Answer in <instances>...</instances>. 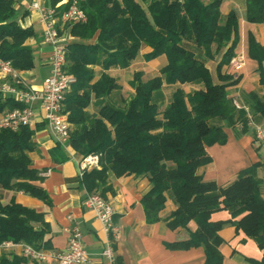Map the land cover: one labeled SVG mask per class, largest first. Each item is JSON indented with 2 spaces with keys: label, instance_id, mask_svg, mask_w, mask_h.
Returning <instances> with one entry per match:
<instances>
[{
  "label": "trees",
  "instance_id": "1",
  "mask_svg": "<svg viewBox=\"0 0 264 264\" xmlns=\"http://www.w3.org/2000/svg\"><path fill=\"white\" fill-rule=\"evenodd\" d=\"M61 1L46 0L60 18L71 0L58 5ZM222 1L77 0L85 21L63 24V31L73 39L66 46L65 69L75 77L63 101L71 125L67 144L81 157L98 155V167L77 176L87 193L98 192L106 198L109 172L145 176L150 188L140 203L149 223L160 220L159 212L170 193L176 207L165 218L166 225L187 233L172 247L202 246L205 264H223L219 250L223 240L218 233L223 221H213L210 215L224 209L231 218L239 216L229 222L263 250L264 264V198L256 177L259 164L241 170L224 187L197 174V168L210 161L206 147L226 140L222 121L231 126L239 123L242 130L248 127L245 111L235 108L228 96V86L239 77L223 68L236 56L238 27L235 10L221 14ZM244 1L246 20L264 22V0ZM16 3L0 0V58L9 60L18 71H29L34 67V52L27 41L36 33L31 25H23L27 10L20 12ZM142 46L149 48L144 59L164 55L166 62L146 81L141 72H134L130 82L133 95L123 107L117 106L107 98L120 86L107 70L128 67ZM219 53L214 82L206 62ZM248 56L257 62L263 91L260 97L251 96L250 109L264 119V45L252 35L248 37ZM94 66L101 68L97 78ZM163 84L179 86L161 109L154 97ZM183 84L197 88L186 91L180 86ZM91 103L96 112H88ZM20 107L21 103L0 93V114ZM33 134L29 125L0 130V189L22 191L49 205L47 192L37 184L43 180V171L31 166L29 153L36 148ZM53 158L65 159L57 151ZM189 221L195 222L194 230L187 228ZM49 233L44 212L13 199L3 202L0 195V243L21 241L37 249H51ZM26 261L16 253L0 252V264ZM114 264H118L117 257Z\"/></svg>",
  "mask_w": 264,
  "mask_h": 264
},
{
  "label": "crops",
  "instance_id": "2",
  "mask_svg": "<svg viewBox=\"0 0 264 264\" xmlns=\"http://www.w3.org/2000/svg\"><path fill=\"white\" fill-rule=\"evenodd\" d=\"M37 1L46 4V0ZM65 1L62 0L58 5ZM27 3L28 0H17L15 8L20 12L27 10V16L22 23L33 27L36 22L39 23L38 13L30 5L28 7ZM231 10L236 11L238 27V41L234 54L241 56L243 63L238 68L229 69V66L223 68L234 77H239L237 83L228 86V96L250 108L251 96L260 97L263 91L258 82L257 62L248 56V37L252 35L260 45H264V22L250 23L246 20L244 0H223L220 6L221 14L225 16ZM58 19V27L61 29L62 19L60 16ZM41 33L42 30L27 41L34 51V65H36L37 74L32 73V69L21 71L22 76L35 87L40 86L49 72L50 46L42 42ZM72 40L68 37V43ZM148 50L147 46H142L135 60L126 68L107 70L111 76L116 78L120 86L108 96L109 102L123 107L130 100L133 95L130 82L134 72H141L143 81L158 74L166 58L161 55L146 60L143 54ZM221 53L206 62V67L214 82H217L216 66ZM93 68L95 72H101L99 66ZM100 72L95 74V78ZM178 86V84L162 85L161 92L154 97L161 109L168 103L172 92ZM180 86L184 90L186 87L191 90L197 88L196 85L189 84ZM113 93H117L118 96L114 98L115 100L112 98ZM87 110L93 113L97 111V107L91 103ZM250 113L254 123L264 126V119L253 113L252 109ZM221 124L226 140L222 144L215 143L206 147L210 161L199 166L197 174L201 175L205 181H213L218 186L224 187L234 181L241 170L258 163L256 177L261 182L260 193L264 198V149L255 144L253 125L248 123L247 129L242 130L239 123L231 126L222 121ZM29 127L34 130L33 141L36 145V148L29 153L31 166L43 172L49 171L47 174H41L43 180L37 184L47 192L50 204L47 205L40 199L22 191L7 189H0L1 200L7 202L13 199L22 206L44 212V220L49 223L50 227V244L53 250H63L66 247L67 229L73 221L78 222L82 232V243L90 258L87 264H111L102 254L106 246V233L93 211L85 205L87 191L77 178L81 155L68 144H57L38 107ZM55 151L65 159L55 160L53 158ZM107 184L110 190L105 192V197L113 206L114 220L119 228L113 243V254L117 257L118 264H205V253L202 246L187 249L171 246L174 241L185 239L187 233L181 228L171 229L166 225L165 218L176 207L170 193H167L164 208L159 212L160 220L149 223L140 203L142 195L150 188L145 176L134 174L116 176L109 172ZM210 217L216 222L223 221L218 231L223 240L219 246L223 264H262L263 250L241 229H237L235 224L229 222L230 219L237 220L239 216L231 218L228 211L221 209L212 212ZM187 228L194 230L195 222L189 221ZM25 264L43 263L27 260Z\"/></svg>",
  "mask_w": 264,
  "mask_h": 264
},
{
  "label": "built area",
  "instance_id": "3",
  "mask_svg": "<svg viewBox=\"0 0 264 264\" xmlns=\"http://www.w3.org/2000/svg\"><path fill=\"white\" fill-rule=\"evenodd\" d=\"M30 7L38 13V20L42 27V42L50 46L48 57L49 72L43 78L40 86L31 85L15 69L9 60L0 58V93L12 97L22 107L6 110L0 114V130H16L21 126L30 125L37 107L55 140L61 144H67L70 131V123L67 114L63 112V101L75 77L66 69V46L69 35L60 32L58 27V14L55 7L33 0ZM63 21H85V14L79 8L77 0H71L68 8L63 12ZM241 56L231 59L229 69L238 68L242 65ZM237 109L244 110L248 123L253 125L254 141L257 146L264 149V126L253 121L249 106L233 100ZM92 167H98V155L88 154L81 158L79 176L82 171ZM49 171L42 172L47 174ZM85 205L93 211L96 218L101 222L106 233V246L102 254L114 264L112 243L115 241L119 228L114 220L112 204L103 198L98 192L87 193ZM67 245L63 250L37 249L25 242H13L11 240L0 243V252H13L23 256L27 260L43 264H87L90 262L89 255L82 243V232L78 222L73 221L68 227Z\"/></svg>",
  "mask_w": 264,
  "mask_h": 264
},
{
  "label": "rangeland",
  "instance_id": "4",
  "mask_svg": "<svg viewBox=\"0 0 264 264\" xmlns=\"http://www.w3.org/2000/svg\"><path fill=\"white\" fill-rule=\"evenodd\" d=\"M31 2H32V0H28V3H27L28 7H29V5L31 4ZM61 22H62L61 25H62V28H63L64 21L62 20ZM62 28L60 29V32L63 31ZM33 29H34L35 33H39V32H41L42 27H41V25H40L38 22H36V23L33 25ZM33 52H34V51H33ZM36 72H37V71H36V65H34V67L32 68V73L37 74ZM99 72H100V71H97V72H96V75H97ZM37 77H39V75H37ZM145 77H147L146 74H145ZM189 90H191V88L186 87V91H189ZM115 94H116V95H115ZM116 97L118 98L117 93H113L112 98H113V99H114V98L116 99ZM115 99H114V100H115Z\"/></svg>",
  "mask_w": 264,
  "mask_h": 264
}]
</instances>
